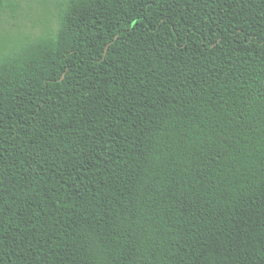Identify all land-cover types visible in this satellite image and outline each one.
I'll return each mask as SVG.
<instances>
[{"label":"trees","instance_id":"obj_1","mask_svg":"<svg viewBox=\"0 0 264 264\" xmlns=\"http://www.w3.org/2000/svg\"><path fill=\"white\" fill-rule=\"evenodd\" d=\"M39 2L0 52V264H264V0Z\"/></svg>","mask_w":264,"mask_h":264},{"label":"rangeland","instance_id":"obj_2","mask_svg":"<svg viewBox=\"0 0 264 264\" xmlns=\"http://www.w3.org/2000/svg\"><path fill=\"white\" fill-rule=\"evenodd\" d=\"M56 14L52 2L49 5H43L39 0L23 1L21 14L18 18L8 17L3 21L0 31L4 33L3 35L11 36L12 42L5 47L8 43L0 40V52L5 53L9 48H13L15 43H18L14 42L19 38L18 36L30 35L35 37L43 34L48 28H56L58 25Z\"/></svg>","mask_w":264,"mask_h":264}]
</instances>
